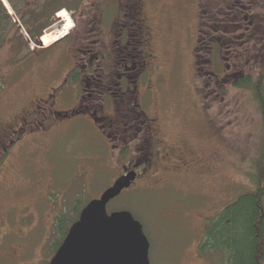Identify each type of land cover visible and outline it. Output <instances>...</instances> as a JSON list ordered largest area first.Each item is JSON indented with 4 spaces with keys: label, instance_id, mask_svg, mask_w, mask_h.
<instances>
[{
    "label": "rangeland",
    "instance_id": "374dc122",
    "mask_svg": "<svg viewBox=\"0 0 264 264\" xmlns=\"http://www.w3.org/2000/svg\"><path fill=\"white\" fill-rule=\"evenodd\" d=\"M224 1L143 0L147 36H153L159 66L158 73L151 71L157 93L148 111L158 118L157 136L173 146L160 157L157 177L124 190L107 204V212L127 210L140 222L150 244V264H225L218 253H199L205 225L239 193L254 187L251 176L263 138L262 112L251 89L234 82L256 67L222 44L231 33H222L218 21L210 22L209 35L221 41L212 53L202 48L205 23L196 42L202 9L221 8ZM249 2L240 3L238 14L264 18V0ZM68 14H56L63 26L30 40L0 17V127L10 126L22 105L60 82L69 56L59 57L64 42L51 45L72 28ZM242 42L250 52L252 38ZM197 53L203 60L199 75L194 70ZM69 79L75 89L76 79ZM68 91L61 98L63 107L73 100ZM48 123L47 134L35 130L20 141L17 130L10 131L6 149L0 148V264L48 263L63 231L122 169L80 115ZM32 125L33 118L25 124L27 131ZM177 159H182L187 175L175 178L172 166Z\"/></svg>",
    "mask_w": 264,
    "mask_h": 264
},
{
    "label": "flooded vegetation",
    "instance_id": "af4514ba",
    "mask_svg": "<svg viewBox=\"0 0 264 264\" xmlns=\"http://www.w3.org/2000/svg\"><path fill=\"white\" fill-rule=\"evenodd\" d=\"M6 2L14 17L0 0L7 14L4 17L29 40L39 38L45 31L63 26L59 15H56L61 10L70 14L72 28L63 38L51 45L53 47L64 42L60 47L59 57L69 56L68 67L60 73V82L47 86L35 98L36 101L22 105L10 126L0 127V148L6 149L5 136L10 131L17 130L20 141L35 130L43 129L36 133L47 134L48 120L80 115L106 142L113 159L121 164L122 169L117 177L131 171L135 173L134 180L121 193L132 186H141L144 182L151 183L150 181L158 175L160 157L165 152H171L173 143L157 136L158 118L148 111V106H151L157 93L151 71L158 73L159 66L155 61L153 36H147L149 27L147 18H143V0ZM235 17H232L236 20L230 38L232 43L237 37H243V19H246ZM105 18H110V22L106 31H103ZM208 19L205 36L212 38L209 35L212 24L209 22L218 18L210 15ZM212 39L214 45L217 41ZM196 42H199L198 37ZM212 45L207 47L210 53L214 49ZM196 50L201 51V48L197 47ZM31 53H35V50ZM195 63L194 61L196 72ZM69 78L76 79L75 89L70 88ZM56 80L57 78L53 81ZM66 90H69L68 97L73 100L63 107L60 102ZM31 118L33 125L27 131L25 124ZM175 162L172 166L174 177L187 175L182 171V159Z\"/></svg>",
    "mask_w": 264,
    "mask_h": 264
},
{
    "label": "trees",
    "instance_id": "16d2710c",
    "mask_svg": "<svg viewBox=\"0 0 264 264\" xmlns=\"http://www.w3.org/2000/svg\"><path fill=\"white\" fill-rule=\"evenodd\" d=\"M240 3L250 6L249 0H226L221 8L219 5H215L216 7L212 11L202 9L198 38H202L203 24H207L204 19L209 18L211 14L218 17L215 22L218 21L222 33H232L236 26V22H234L236 20L232 17L242 18L238 14L243 9V5ZM5 14L6 12L0 3V17ZM243 20V37H237V41L235 40L233 43L230 42V39H222V44L232 48L233 53L242 55L244 61L250 58L256 67L255 72L246 73L234 82L237 87L244 86L251 89L253 98L262 112L263 138L258 160L254 165L255 170L251 176L254 187L239 193L217 212L215 217L207 221L201 242L198 245V251L199 253L200 251L218 253L225 264H264V18L251 19L246 17ZM205 24L204 28H207ZM229 27L230 30H228ZM229 35L231 38V34ZM208 37L204 34L202 42L204 46L202 48L209 54L207 47L212 45L213 39ZM251 38L253 43L249 52L242 45V41ZM216 41L212 45L213 47L221 42L220 40ZM197 56L198 53L195 58V69H197L196 73L198 74L203 60L201 57L198 59ZM56 228L58 229V226ZM67 230L68 228L63 231L62 240Z\"/></svg>",
    "mask_w": 264,
    "mask_h": 264
},
{
    "label": "water",
    "instance_id": "95a60500",
    "mask_svg": "<svg viewBox=\"0 0 264 264\" xmlns=\"http://www.w3.org/2000/svg\"><path fill=\"white\" fill-rule=\"evenodd\" d=\"M134 178L133 171L121 175L90 200L47 264H149L150 244L140 222L127 210L107 212Z\"/></svg>",
    "mask_w": 264,
    "mask_h": 264
}]
</instances>
